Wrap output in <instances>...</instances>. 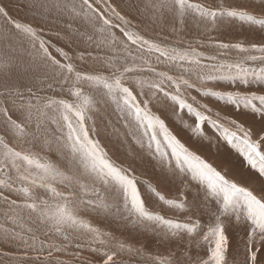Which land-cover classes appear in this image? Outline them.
I'll return each instance as SVG.
<instances>
[{
  "label": "snow or ice",
  "instance_id": "1",
  "mask_svg": "<svg viewBox=\"0 0 264 264\" xmlns=\"http://www.w3.org/2000/svg\"><path fill=\"white\" fill-rule=\"evenodd\" d=\"M16 2L19 7L21 0ZM22 5L31 20L13 17L0 3L5 264H81L85 250L93 257L83 264H117L120 254L138 256L142 264H232L233 253L241 257L239 264H264V185L257 190L230 179L183 143L164 118L185 112L196 133L212 123L264 177V123L245 127L192 95L235 111L251 109L264 122V0H22ZM225 20L254 29L260 41L209 36L206 44L201 37ZM189 21L199 35L188 37ZM206 46L216 54L200 50ZM217 85L249 90L222 91ZM253 86L258 90H250ZM109 109L115 123L107 118ZM97 117L106 119L103 131L111 128L129 145L124 160H114L98 138ZM145 157L155 162L161 182L180 180L177 199L151 184L141 190L137 168ZM192 188L199 203L185 195ZM149 200L186 215L166 218L150 210ZM82 208L150 232L166 250L126 243L82 217ZM201 209L212 217L206 228ZM233 226L243 232L242 250L232 247Z\"/></svg>",
  "mask_w": 264,
  "mask_h": 264
},
{
  "label": "bare ground",
  "instance_id": "2",
  "mask_svg": "<svg viewBox=\"0 0 264 264\" xmlns=\"http://www.w3.org/2000/svg\"><path fill=\"white\" fill-rule=\"evenodd\" d=\"M115 2L119 4V3H121V0H115ZM124 2L126 4L127 0H124ZM0 3L8 5L9 12L13 17H15L17 19H21V20H31L32 19V17L27 12V10L23 8L22 0H21V5L19 7L17 6L16 0H3V1L0 0ZM17 8H19V9H17ZM123 10L125 11V14H130L129 10L126 7ZM190 23H193V22L189 21V24ZM238 23H240V22L236 21V23H235V21H234L235 25ZM223 25H224V23H223ZM229 27H230V25H229ZM247 27H249V26H247ZM243 28H246V26L245 25L242 27L236 26L234 31L239 32ZM254 32H257V31L254 30ZM257 37H259V35ZM216 39H217V37H216ZM57 43H59V42H57ZM254 88H257V87H254ZM242 90L243 89H241V91ZM192 95L199 96L197 93H193ZM199 98H201V97H199ZM206 99L210 100V98H206ZM213 103H215V102H213ZM217 107H219L220 109L225 108L222 104H220ZM230 109H233V108L230 107ZM226 110L227 109H225V111ZM234 112L239 113V115L238 114L237 115L243 120V117L245 115V113H244L245 111L232 110V114L236 117ZM228 114H231V113L228 112ZM166 116H167L166 119L168 122H172L175 124V125H171L169 123L172 126V131L174 132V134H177V136H181V138H187L189 141L193 142L194 144H196V143L200 144L203 147L204 151L208 153L209 161L211 163H213L214 166H216L219 170L224 171L225 174L230 179H233V180L237 181L238 183L243 184L244 186H252L257 190H259L261 188V186L264 185V177H260L256 173V171L250 169L249 165L247 164V162L244 161V158L240 155V153L237 151V149L234 147V145L228 143L223 138V135H221L219 132L216 131V129H218L216 126H214L210 123L209 124L204 123L201 125V133H196L194 131L195 124L193 122V117L191 115L186 114L185 112H181L179 117H177V116H174L171 112H169V113H167ZM238 116H237V118H239ZM245 117H247V116H245ZM107 118H110L114 123L116 121V116L112 113L111 109L108 110ZM247 118L252 121V119L250 117H247ZM247 118H244V119H247ZM251 121H249L248 124H250ZM105 123H106L105 118L103 119V117H101V121L99 119H97V124L99 125V127L102 128V130L104 129ZM117 126L119 127V125H117ZM102 138H103V140H101V141L105 147H108L109 143L121 146V149H119V150L118 149H115V151L112 149L111 150L116 152V156L118 158H120L121 160H124L126 158V156L124 158H121L118 153H123V154L126 153L127 154L129 145L128 144H121L120 140L117 139V137L112 134L111 128H109L107 131L103 132ZM183 143H185V140H183ZM129 144H131V142H129ZM131 148L134 151H138L137 147L134 144H131ZM190 148H192L194 151L198 152L196 150V148H194L192 146ZM214 150L216 152H214ZM198 154H200V153H198ZM200 155L206 159V157L203 154H200ZM51 156H54L55 160L57 159L54 154ZM216 158H218V162H217ZM116 160L118 162L120 161L118 159H116ZM154 163L155 162L151 161L150 158H148V157H145L143 162H138V165L140 167H138L137 169L139 170V168H141L143 171L142 174H145L148 177V179H146L147 181H143L142 183H140L141 190L142 191L145 190L144 189L145 184H151L153 186H158V190L161 191V194L165 195V197L166 196L179 197L180 192L183 190L181 188L180 180L177 178L174 181L165 182L164 185H161L159 183V181H160L159 180V170L154 167ZM232 163H234V166L232 165ZM139 173H141V172H139ZM248 176H249V178H248ZM184 191H185V195L188 198L189 203H193V202L199 203V201L196 200L197 193H196L195 188H192L190 190H184ZM148 206H149L150 210H152L154 212H159L161 215H164L166 218L169 216L177 217V218H184V216L186 215L184 213H177L175 211H168L165 209V207H167L166 205H163L159 202H156L155 200H149ZM201 213H202L200 215L201 224H202V226H204L206 228V226L212 221V217H211L209 212H207L203 209H201ZM93 214L95 215L93 217L99 216L102 219L101 224L103 225V230L109 229L111 231H115L116 233L120 234L119 238L121 240H123V241L127 240V242H129L130 244H133L135 247H140L141 245H145L146 249L149 251H152V252L159 251L158 246L161 247L160 252H163L166 250L165 245L157 244V242H156L157 238L150 232H143L140 230H136V229H133L131 226L125 227L124 222L117 221L110 215L105 216L102 212L97 213V212L93 211ZM41 235H40V238H41ZM242 235H243V232L240 228L235 227V226L230 227L229 236H231L233 239L240 238ZM48 238H50L51 242H55V241L59 240V238H57L55 236L48 237ZM41 239L45 240L46 237L43 236ZM235 248H236V246L233 249H235ZM241 250H242V248H241ZM127 257L129 258V262H131L129 264H132L131 256L129 255ZM135 258H140V257L135 256ZM5 259L6 258H2L0 260V264H5ZM240 259H241V257L236 256L235 253H233V255L230 256V260L234 264H239ZM117 264H120V263L117 262ZM138 264H142V260L138 261Z\"/></svg>",
  "mask_w": 264,
  "mask_h": 264
},
{
  "label": "rangeland",
  "instance_id": "3",
  "mask_svg": "<svg viewBox=\"0 0 264 264\" xmlns=\"http://www.w3.org/2000/svg\"><path fill=\"white\" fill-rule=\"evenodd\" d=\"M1 1H3V0H1ZM237 2H239V0H237ZM17 9H19V8H17ZM131 14H133L134 15V12L133 13H131ZM31 16V15H30ZM223 23H224V25H223ZM235 23H236V21H235ZM229 25H230V27H229ZM188 37L189 38H191L192 36H195V35H199V32H200V30L199 29H197L196 28V26H195V24L194 23H190V24H188ZM236 26H240V27H242V26H244V24H242V23H238V24H234V21H228V20H225V21H221V22H219L218 23V27H217V29H216V31L214 30L213 32H211V33H207V34H205L204 36H202L201 38L202 39H204L205 40V42H206V44H207V41H208V37L209 36H212V37H214V39L215 40H220V41H224V42H230V43H235V42H240V41H243L244 43H249V42H253V41H255V42H259L260 41V39H261V34L259 33V32H254V29H252V28H250V27H247V25H245L246 26V28H243L241 31H239V32H235L234 31V29H235V27ZM141 30H143V26H141ZM221 30V31H220ZM215 33V34H214ZM153 35H154V33H152ZM211 34V35H210ZM259 35V37H257ZM221 36V37H220ZM216 37H217V39H216ZM220 39H219V38ZM245 39V40H244ZM201 51H203V52H205L206 54H211V55H215L216 54V52H217V50L215 49V48H213V47H205V48H203V49H200ZM235 56V53L233 52L232 53V56H229L228 57V59H231L232 57H234ZM209 87H213V85H211V84H209L208 85ZM230 87V88H229ZM254 87H256V86H253L250 90H258L257 88H254ZM222 88V89H221ZM216 89L217 90H222V91H235V90H240L241 91V89H243L242 91H246V90H249V89H245L243 86H240V85H237V86H225V85H217L216 86ZM233 89V90H232ZM193 93H195V92H193ZM192 93V94H193ZM200 96H197V99L198 100H201V102L202 103H206V104H208L209 105V107H211L212 109H213V111L215 112V111H220L222 114H228V112L229 113H231L232 114V110H234V109H230V107L231 106H229V107H227V108H222V109H220L219 107H217V106H219L221 103H217V102H215V103H213L214 101L212 100V99H210V100H208V99H206V98H199ZM213 101V102H212ZM190 102V101H189ZM225 109H227L226 111H225ZM228 111V112H227ZM240 111H245L244 113H245V115H244V117H243V120L238 116L239 115V113H235L234 112V114L236 115V117L238 116L239 117V119L241 120V122L242 123H244L245 124V127H248V126H250V125H254L256 128H259L260 126H261V124L262 123H264V122H262L261 121V117H260V115L259 114H256V113H253L252 111H251V109H241ZM231 114H228V115H231ZM238 114V115H237ZM208 115H211V114H208ZM233 115V114H232ZM245 116H247V117H250L251 119H252V121L250 120V119H248L247 117H245ZM255 116V117H254ZM166 117L167 116H165L164 118L166 119ZM244 118H247V119H244ZM97 119H99L100 121H101V117H97ZM104 119V118H103ZM249 121H251V123L250 124H248V122ZM166 122L168 123V126H169V128L172 130V126L171 125H175L174 123H172V122H168L167 121V119H166ZM171 125H170V124ZM210 122H208V124H209ZM222 123H224V124H226L227 125V122L226 121H222ZM210 124H212V123H210ZM213 125V124H212ZM99 126V125H98ZM215 126V125H214ZM227 126H229V127H231L230 125H227ZM217 127V126H216ZM101 130H102V128L101 127H99ZM194 128H195V126H194ZM218 128V127H217ZM219 129V128H218ZM218 129H216V131L217 132H219L221 135H222V132L221 131H219ZM103 130L101 131V135L98 137V138H100L101 140H103ZM174 133V132H173ZM178 138L179 139H181V141L183 142V140H185V144L187 145V146H189V147H194V148H196V150L198 151L197 153H200V154H203L205 157H206V159H208V161H209V157H208V153L207 152H205L204 151V149H203V147L200 145V144H198V143H196V144H194L193 142H191V141H189L187 138H181V136H178ZM102 142V141H101ZM104 142V141H103ZM103 144V143H102ZM110 149H109V148ZM108 147H106V149L109 151V154H110V156L111 157H115L116 156V152H114L115 151V149H121V146H118V145H115V144H112V143H109L108 144ZM114 147V148H113ZM114 150V151H112V150ZM214 152H216L215 150H214ZM119 154V156L121 157V158H124L126 155V153L125 154H123V153H118ZM199 154V155H200ZM53 161H56L55 160V158H54V156H51L50 157ZM115 160L116 159H118V160H120L121 161V159L120 158H118L117 156L114 158ZM217 159V162H218V158H216ZM245 161V160H244ZM118 162V161H117ZM210 162V161H209ZM246 162V161H245ZM232 165L234 166V163H232ZM138 167H140V166H138ZM250 167V166H249ZM251 169V168H250ZM253 170V169H252ZM255 171V170H254ZM139 172H141V173H139ZM143 173V171H142V169L141 168H139V170L137 169V178H138V181L140 182V183H142L143 181H147L146 179H148V177H147V175H145V174H142ZM143 175V176H142ZM145 175V176H144ZM257 177V176H256ZM248 178H249V176H248ZM159 183L161 184V185H164L165 184V182H161V181H159ZM166 198H168V199H176V198H178V197H169V196H166ZM165 207V206H164ZM165 209L166 210H168V211H174V210H171V209H169L168 207H165ZM0 215H2V208H0ZM80 215L82 216V217H84L85 219H87L88 221H90L93 225H95V226H97V227H99V228H101L102 230H103V225L101 224L102 223V219L99 217V216H96V217H93V216H95L94 214H93V211L92 210H90V209H84V208H82V210H81V212H80ZM167 218H175V219H183V218H177V217H172V216H169V217H167ZM0 222H3L2 220H0ZM105 231H109V232H112L116 237H120V234H118V233H116L115 231H111V230H105ZM41 235V234H40ZM43 237V234L41 235V238ZM230 238H231V241H232V247L234 248L235 246H237L238 244L239 245H241V248H242V241H241V239L240 238H236V239H233L231 236H230ZM46 241H48V242H51L50 241V238H48V237H46V239H45ZM56 243H60V240H57V241H55ZM124 242H126V243H129V242H127V240H124ZM160 245V244H159ZM158 250L159 251H161V247H159L158 246ZM70 251H76V249H70ZM56 255H59L60 256V258L61 259H71V257H69V256H64V255H62V254H56ZM81 255H82V260H81V264H83V262L85 261V260H87V259H89V258H92L93 257V254L92 253H89L88 251H82L81 252ZM127 256H129V255H127V254H120V255H118L117 256V258H116V262H118V263H120V264H129V263H131V262H129V258L127 257ZM3 257H0V260L2 259ZM131 258H132V264H138V261H140L141 260V258H135V256H131ZM134 259V260H133ZM127 262V263H126ZM232 264H234V263H232Z\"/></svg>",
  "mask_w": 264,
  "mask_h": 264
}]
</instances>
